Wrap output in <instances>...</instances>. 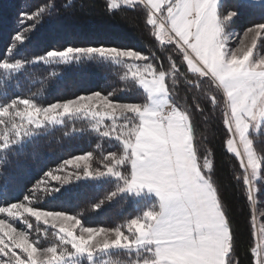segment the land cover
I'll return each instance as SVG.
<instances>
[{
	"label": "trees",
	"instance_id": "1",
	"mask_svg": "<svg viewBox=\"0 0 264 264\" xmlns=\"http://www.w3.org/2000/svg\"><path fill=\"white\" fill-rule=\"evenodd\" d=\"M112 5L113 0H0V106L14 99L48 106L93 91L113 92L115 100L122 103L148 102L147 92L128 75L126 63L98 54H81L67 62H32L52 50L102 46L133 49L166 72H171L174 63L176 72L169 75L166 85L169 99L191 119L198 161L217 189L234 235L233 264H256L253 204L248 199L245 168L227 146L232 133L224 122L227 113L220 87L191 72L179 50L155 36L147 23L151 10L145 3ZM229 11L236 12L230 23L242 29L264 23V2L221 0L219 12L226 15ZM34 12L39 15L33 20L22 16ZM17 33L26 38L17 41ZM5 61L23 63L19 68H5ZM211 96L216 97L215 104ZM123 123L118 120L117 128ZM11 127L0 125V136H9V143L0 147V207L31 195L33 207L77 215L88 227L115 228L158 206L159 199L148 191H117L124 180L106 172L91 177L81 174L67 183L52 181L33 191L46 173L57 170L67 159L91 152L96 156L95 164L110 152H121L122 142L114 137L118 133L103 135L95 118L68 113L60 123L30 124L19 137L8 131ZM250 136L264 165V131L251 132ZM207 160H211L210 169L204 167ZM127 171L121 168L122 173ZM41 239L42 245L52 240L46 233ZM150 256L147 247H110L72 261L65 257L59 264H143Z\"/></svg>",
	"mask_w": 264,
	"mask_h": 264
},
{
	"label": "snow or ice",
	"instance_id": "2",
	"mask_svg": "<svg viewBox=\"0 0 264 264\" xmlns=\"http://www.w3.org/2000/svg\"><path fill=\"white\" fill-rule=\"evenodd\" d=\"M131 2L124 0L125 4ZM146 3L151 9L147 23L154 29L155 36L161 42L174 45L191 72L214 81L224 90L231 110V117L227 114L224 122L229 131L238 134L244 143L247 159L241 163L245 172L250 167L258 176L261 160L257 159L250 147L248 132L253 121L264 120V57H253L257 40L264 37V23L248 28L239 39V47L230 49L223 39L224 22L231 20L236 12L222 14L218 11V0H146ZM112 6L116 7L115 0ZM38 15L35 12L22 14L25 20H33ZM25 38L21 33L15 36L17 41ZM78 53L131 60V76L147 90L151 103H115L110 99L111 94L100 92L47 107H38L29 99H14L0 106V125L7 126L11 119L12 127L8 131L19 137L27 127L24 123L16 122V117L27 114V125L35 123L40 126L44 119L31 118L38 113H43V117L51 121L57 109L63 108L65 113L84 110L96 119L103 135L118 133L114 137L122 142V152L108 153L103 171L92 169L89 163L91 152L67 159L61 169L55 171L73 165L75 169L82 168L83 175L89 177L104 175L105 172L121 177L124 186L117 191H139L146 187L158 195V206L145 211L141 217L131 219L127 224L128 235L119 227H87L82 228L78 235L76 226L80 221L76 217L62 211H44L32 207L31 195H26L21 202L0 207V214L23 219L27 213L45 224H58L61 240L78 252H93L97 247L93 240L98 234L114 232L113 238L105 239L99 246L102 249L149 246L150 259L144 260L143 264H233L234 235L211 177L205 175L198 164L191 119L187 113L173 107L165 110L166 101L157 99V94L168 96L165 86L169 75L176 72L175 64L171 72H166L162 67L158 70L147 62L148 56L135 50L106 46L53 50L40 59L68 58ZM136 61L144 62L142 69ZM22 63L5 61L3 67L19 68ZM149 75L151 78L145 79ZM211 102L216 103L215 96H211ZM105 118H109L111 123L105 124ZM121 119L124 123L117 128V121ZM0 141H3L0 147H5L9 143V136L3 134ZM228 145L240 155L233 147V140H229ZM122 167L128 169L126 174L121 172ZM204 167L210 169L211 162H206ZM80 174L77 172L76 176ZM46 176L53 181L67 183L73 178V173L61 177L49 171ZM244 181L248 184V199L251 200L254 188L247 174ZM44 183L39 181L33 191H40ZM111 195L115 196L116 193ZM252 251L257 254L256 264H264V248H254ZM38 252L46 257L47 264H59L62 259L57 246L38 248L36 242H29L26 232H17L7 218L0 219V264H42Z\"/></svg>",
	"mask_w": 264,
	"mask_h": 264
},
{
	"label": "rangeland",
	"instance_id": "3",
	"mask_svg": "<svg viewBox=\"0 0 264 264\" xmlns=\"http://www.w3.org/2000/svg\"><path fill=\"white\" fill-rule=\"evenodd\" d=\"M123 1H120V2L124 3ZM249 1L264 2V0H249ZM220 3H221V0H218V11H219ZM231 22H232V19H231ZM168 26H170V24ZM248 28H250V27L242 29V28H240L237 25L231 24L230 20L229 21H225L224 22V33H223V35L226 34L228 36V39L226 41V46L228 48H230V49H236L237 47H239V44H238L239 39L242 37L243 33ZM73 48H76V47H73ZM80 48H87V47H78L76 49H80ZM116 49H120V48H116ZM128 50H133V49H128ZM57 51H59V50H57ZM135 51H137V50H135ZM137 52H139V51H137ZM139 53H141V54L146 56V54H144L142 52H139ZM81 54H84V53L73 54L72 56H70L68 58L54 57V58L40 59L42 57H46L47 56V54H46V55H44V56H42L40 58H35L34 60H32V62H40V61H43V62H54V61L55 62H67V61L72 60L75 56H79ZM99 56H101V55H99ZM101 57L110 58V59H112V60H114L116 62L121 61L124 64L126 63V65L128 67V75L131 76L132 69H130L129 65H130V63H132V61L129 60L128 58H122V57L117 58V57H110V56H101ZM253 57H255L256 59L264 57V37H262L260 40H257V46L253 50ZM137 59H139V57H137ZM136 63L137 64H141L138 67H140L142 69V67H143L142 64L144 62L143 61H136ZM148 78L150 79L151 76L149 75L148 77H145V79H148ZM141 87L144 89V87L142 85H141ZM220 89H221V91H222V93L224 95L225 105H226V113L228 114L229 117H231V110H230V104L228 103V98H227L226 94L224 93V90L221 87H220ZM144 90H146V89H144ZM93 93H96V92L93 91V92L82 94V95H91ZM100 93H102L104 95L111 94L110 99L113 102L122 103V102H118L117 100H115V98H114L115 93H113V92H100ZM79 96H81V95H79ZM77 97H75V98H77ZM75 98H72V99H75ZM165 98H167V100H168L167 101V106L172 107V104L169 101L170 100L169 99V93H168V96H165V97L163 96V98H162V96H160V94H157V99L165 101ZM68 100H70V99H68ZM68 100H65V101H68ZM59 102H64V101H59ZM55 103H57V102H55ZM52 104H50V105H52ZM50 105H48V106H50ZM36 106H38V107H47V106H39V105H36ZM21 107H23V105H21ZM75 107L76 106H73V108H75ZM68 113H81V114L88 115V116L92 117L91 115L87 114L84 110L72 111V112H68ZM68 113H65L63 108L57 109L56 113H55V118L53 120H51V122L60 123L62 121V119H63V116L65 114H68ZM28 118H29V116L26 114L23 117H16L15 121L19 122V123H24L25 126L28 127L29 125H27V123H26V120ZM31 118L33 120L44 119V122L45 121H49V120H47L46 118L43 117V113H38L35 117H31ZM92 118H94V117H92ZM107 120H110V119L109 118H105L104 122L107 121ZM8 124H12V120L11 119H9ZM260 131L261 132L264 131V120L259 121V122L253 121L252 122V126L250 127L249 132H248V139L251 141L250 147L255 152L256 157H257L258 160H261V156L257 153L255 148L253 147L250 133L251 132H260ZM229 140H233V147H235L240 152V155H237L236 152H233L229 148V145L227 144L229 151L234 153L235 155H237L241 161L242 160L246 161L247 152L245 151L244 143H243V141H240L238 134L234 135L232 133V136H231V138ZM121 152H122V150H121ZM121 152H119L118 154H120ZM85 154H87V153H85ZM85 154H82V155H85ZM95 159H96V156L94 157L92 155V157L89 160V163L91 164L92 169L95 170V169L99 168L102 171L105 170V167H104V160L105 159H101L100 158L99 160H96L95 164H93V161ZM206 162H211V160H207ZM206 162H205V164H206ZM63 164L64 163H62V165ZM198 164L200 165L199 161H198ZM62 165L58 169H61ZM82 166L83 165L81 164V167ZM243 167H244V165H243ZM205 168L208 169L207 167H205ZM53 172H54V174L59 175L61 177H63L66 173H73V177H76V173L77 172L83 174V169L82 168L75 169V167L73 165H68L66 168L62 169L61 171H58V172L57 171H53ZM81 174L78 177H80ZM245 174H247L248 177H249V180L252 181V185H253V188H254V195H253V198L251 199V201H252V204H253L254 222H255V234H256V242H257L255 249L260 250V248H264V165H263V163L261 162V167L259 169V175L258 176L256 175V173L253 170H251L250 167L247 169V173H245ZM41 181H45V183L43 185H46V184L52 182L53 180L50 177L45 176ZM123 185H124V183L122 184V186ZM247 186H248V184H247ZM151 208H154V207L151 206L150 209ZM41 210H43V209H41ZM44 211H51V210H44ZM144 212L141 215H139V216H137L135 218L141 217L144 214ZM68 215L74 216L80 221V224L78 226H76V233L78 235L80 234V230L82 228H87L88 227V226H85V225L82 224L81 219L77 215H74V214H68ZM5 218L8 219V222L13 225V227L17 230V232H20V231L26 232L28 234L29 242H36V246L38 248H47V247L57 246L58 247V253L59 252L62 253V259H65V257H69L70 256L71 261H72V260H74L75 257H80L83 254L87 253V252H78L77 250L72 248L71 245L65 244L63 241H61V233L59 231V225L58 224H51V223L45 224L42 220H37L35 217H33V216H31L30 214H27V213H25L23 219L11 218V217H7V214H0V219H5ZM24 220H27V223H24ZM128 223H129V221L126 224H123L122 227L118 226L121 229V231H123L125 233V235H128V229H127V224ZM118 227H115V228H118ZM93 228L115 229V228H106V227H93ZM45 233L48 234L49 238L52 239V240L48 241L49 243H43V245H42V243H40V242L42 241L41 238L43 237V235ZM114 235H115L114 232L100 233L93 240V244L97 245L96 249H102L99 245L102 244V242L105 239L113 238ZM46 238H44V239L47 240ZM56 239H60V240L57 241ZM113 247H120V246H113ZM146 247L148 249L149 246H131V247H122V248L131 249V250H137V249H140V248L143 249V248H146ZM17 251H20V250H17ZM37 256L40 258L41 262H47L46 257H44L40 252L37 253ZM255 260L257 261V254L256 253H255ZM137 262H139V261H136L135 263L137 264ZM139 264H142V263L139 262Z\"/></svg>",
	"mask_w": 264,
	"mask_h": 264
},
{
	"label": "crops",
	"instance_id": "4",
	"mask_svg": "<svg viewBox=\"0 0 264 264\" xmlns=\"http://www.w3.org/2000/svg\"><path fill=\"white\" fill-rule=\"evenodd\" d=\"M120 1H123V0H115V3H119ZM138 1H141V2H143V3H145L149 8H150V6L146 3V0H132V2L131 3H128L129 5L130 4H132V3H135V2H138ZM124 2V1H123ZM121 3V2H120ZM151 10V9H150ZM138 81V80H137ZM141 86V85H140ZM145 91H147V90H145ZM147 94H148V102L146 103V104H149V103H151V98H150V96H149V93L147 92ZM165 97V96H164ZM162 98H163V96H162ZM165 101H166V104L164 105V109L165 110H167V109H169V108H171V107H169V106H167V98H165ZM170 101V100H169ZM170 103H171V101H170ZM172 104V103H171ZM172 107H173V104H172ZM180 111V110H179ZM182 112V111H181ZM184 113V112H183ZM142 190H145V191H148V192H150V193H152L153 195H155L158 199H159V197H158V195L156 194V192L154 191V190H150V189H148V188H144V189H142Z\"/></svg>",
	"mask_w": 264,
	"mask_h": 264
},
{
	"label": "clouds",
	"instance_id": "5",
	"mask_svg": "<svg viewBox=\"0 0 264 264\" xmlns=\"http://www.w3.org/2000/svg\"><path fill=\"white\" fill-rule=\"evenodd\" d=\"M223 39H224V42L226 43V41H227V39H228V36L225 34L224 37H223ZM173 108L177 109L175 105H173ZM162 210H163V209H162Z\"/></svg>",
	"mask_w": 264,
	"mask_h": 264
}]
</instances>
